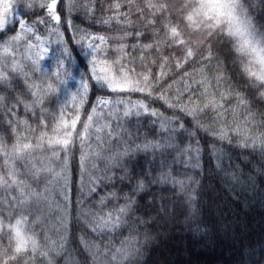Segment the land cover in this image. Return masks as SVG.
<instances>
[{
	"label": "snow or ice",
	"instance_id": "snow-or-ice-1",
	"mask_svg": "<svg viewBox=\"0 0 264 264\" xmlns=\"http://www.w3.org/2000/svg\"><path fill=\"white\" fill-rule=\"evenodd\" d=\"M37 10L42 15H37ZM250 11L251 6L246 7L244 0H0V34L18 29L8 40L0 41V84H11L17 76L23 75L32 97L30 103L24 104V109L31 114L32 119L38 121L33 127L27 120L11 118L15 114V108L23 103L19 97L15 98L16 104L7 109L10 117L8 127L14 142L9 146L6 138L0 136V188L8 194L3 201L7 206V217L0 211V264H36L43 258H47L48 264H53V254H58L64 247L66 236L60 235L58 241H52L44 235L41 240V234L34 230L35 224L29 225V218L33 212H40L43 216V210L50 206L49 190L52 184H59L64 180L66 186L68 152L77 139L81 148L79 164L82 182L86 177L89 195H95L106 187L116 189L117 184L120 185V189L107 193L99 201L101 208L113 200L118 206L107 213L89 210L80 214L86 217V227L101 236L125 227L131 229L132 224L138 222L143 223L138 217H134V213L138 210L136 194L142 192L147 185H171L177 198L185 193L191 178L187 181L178 179L173 174L174 166L181 162L188 164L189 161L182 160L185 155L190 160L195 154V159L199 161L204 151L201 147L193 148L192 145L180 149L174 143L175 137L187 131L186 124L189 122L195 129L189 133L190 139L203 131L214 141L233 146L235 140L237 143L234 147L250 149L254 153L258 150L264 156V113L260 114L262 119L257 122V113L252 110L254 103H264V25H258L249 14ZM97 12L102 14L99 19L96 17ZM74 13H83L85 18L106 26L109 30L115 25L120 34L98 35L86 29H76L82 34L75 43L80 46L87 65L91 66L90 75L87 79L81 75L77 91L72 95L75 118L70 121L65 118L69 113L64 111L66 105H63L59 118L52 126L53 134L49 135L48 117L52 112L50 107L44 105L58 93L61 85L68 83L69 78L74 79L70 65L79 58L74 59L73 52L69 51L63 33L60 32L65 14L69 17L66 21L68 27H76L71 19ZM33 16L36 18L32 19ZM40 26L47 29L49 37H57L55 41H50L59 49V55L52 57L56 65L52 72L41 69V61L49 58L50 48L46 44V38L39 33ZM197 34L201 39L193 41L191 37ZM146 36H151V41L142 43ZM220 36L233 43L230 51L239 54L241 59L246 57L248 60L241 69L242 75L247 77L246 92L236 91L232 86L224 88L228 77L219 71V65L218 75L211 77L207 74L206 70L215 58L210 41ZM128 40H135L137 43H126ZM22 42H26L23 51L20 48ZM113 43L116 47H112ZM37 48L33 54V49ZM165 50L181 55L161 56ZM137 51L140 53V66L146 68V72L136 73L134 67H128L129 64H135L136 57L133 54ZM205 51L206 55L203 54ZM113 52L122 55L109 62L107 57ZM152 52L159 56V60L155 57L148 60V54ZM18 53L20 59H17ZM89 56L90 60L87 59ZM157 63L161 70L153 74L152 67ZM99 64H104L105 67L98 73ZM189 65H192L191 71H184ZM29 67L36 76L37 83H28L32 79L26 71ZM166 68L168 71H165ZM173 70L183 72V91H178L177 97L170 99L169 90L172 86L169 85L168 89L154 95L155 87L164 82ZM197 76L200 79H196ZM89 81H92L91 85ZM90 87L109 90L118 95L143 93L152 100L162 101L169 110H175L181 115L166 117L159 110L150 109L144 100L113 101L97 97L86 120H82L80 112L88 102ZM184 96H188V102L182 105ZM5 99L6 97L0 96V100ZM233 100L236 104L228 107ZM113 104L124 106L122 116L118 108L113 110ZM105 108L108 109L106 118L109 122L102 127H95L93 133L98 109ZM209 111L212 113V123L204 125L201 116ZM142 114L157 117L160 127L155 129L157 121H153L155 137L150 140L145 133L143 142L136 143L139 133L128 131L123 123L133 115L139 117ZM185 117L188 119L185 120ZM112 119L120 121V132L112 129ZM78 123L82 124V131L77 129ZM21 127L32 135H24ZM40 129L45 131L36 136L35 133ZM105 129L108 130V145L107 148H101L104 142L101 133ZM93 135L99 150L93 149L90 142ZM196 144L199 145V141ZM207 151L218 161L216 167L222 168L223 150H217L215 144H212L207 147ZM47 152L51 154L43 155ZM140 154L152 157L148 161L151 167L147 171L141 167L137 173L134 162ZM93 161L102 162L104 167L100 168ZM193 167L200 165L197 163ZM109 172L113 174L109 175ZM117 172L120 175L117 176ZM231 178L240 182V177L235 173ZM42 182L43 188L40 187ZM124 187L129 192L121 196L119 191ZM163 199L165 197H161ZM120 200L124 203L119 204ZM194 202L195 196L188 195L185 206ZM25 211H28V215L24 214ZM192 211L194 213V209ZM130 219L132 224L129 223ZM40 222L38 218L36 223ZM61 226V231H65L67 226L63 224V219ZM5 239L7 244L3 245ZM133 241L134 237H126L120 241L119 247L109 241L101 252L100 245L88 243L82 238V243L92 258L106 260L108 264H140L142 251Z\"/></svg>",
	"mask_w": 264,
	"mask_h": 264
},
{
	"label": "trees",
	"instance_id": "trees-1",
	"mask_svg": "<svg viewBox=\"0 0 264 264\" xmlns=\"http://www.w3.org/2000/svg\"><path fill=\"white\" fill-rule=\"evenodd\" d=\"M67 2V0H65ZM111 2V0H108ZM245 6H251L250 15L255 18L258 25H264V3L261 0H244ZM37 15H42L39 10ZM101 13L97 12L96 17L99 19ZM33 16L32 19H35ZM69 19L65 14L64 22H62L60 32L63 33V39L69 51L73 52L76 65L84 75L85 78L90 75V65L81 55L80 46L75 43L80 39L81 32L76 29H86L93 34H104L116 36L120 33L113 25L109 30L106 26H101L98 23L84 17L83 13L72 15V23L75 28H69L66 21ZM18 29L0 34V41L8 40L11 35L15 34ZM46 28L40 26L39 31L44 32ZM188 37H186L187 39ZM152 39L151 36H146L142 43H148ZM193 41L201 39L197 34L191 37ZM126 43H137L135 40H128ZM212 44V52L214 59L210 62L207 68V74L215 77L222 71L228 80L223 87L232 86L236 91L246 92L248 88L247 77L242 75L241 69L248 63L247 58L241 59L239 54L230 51L233 48V43L227 42L223 36L219 38L214 37ZM112 47H116L113 43ZM23 51V47H20ZM131 51V50H129ZM203 54H207L205 51ZM121 53L113 52L107 57L110 62L115 60ZM136 57L135 64H129L128 67H134L136 73L146 72V68L140 66V53L137 51L133 54ZM161 56H179L180 53L165 50L160 54ZM159 60V56L155 52L148 54V60L153 58ZM17 59L20 55L17 54ZM127 62V61H125ZM10 64V61H9ZM105 67L104 64H99L97 71ZM192 65H189L184 71H191ZM160 65L157 63L152 67L153 74L160 71ZM26 71L32 76L28 83H37L36 76L32 74L31 68ZM165 71H168L166 68ZM183 72L173 70L165 81L159 86L155 87L154 95L160 94L164 89L169 90L170 99L177 97L178 91L182 92L184 82H182ZM196 79H200L199 76ZM47 80H45V84ZM90 85L92 81H89ZM213 83L215 81L213 80ZM191 95V93H189ZM0 96L6 97L5 100H0V136L6 138L9 146L14 142V137L11 136V129L8 127L9 115L7 109L16 104V99L19 97L23 103L15 108V114L11 118L13 120L24 121L35 127L37 120L31 118V114L26 112L24 104L30 103L32 97L29 94L28 88L24 81L23 75L17 76L11 84H0ZM106 96L115 101L119 99H131L133 101L144 100L150 109L159 110L166 117H173L174 115H181L175 110H169L166 105L160 100H152L143 93H134L130 96L128 94L118 95L111 93L109 90H100L97 87H90L87 97V103L81 109L80 115L82 120H86L87 115L91 112L92 105L96 102L97 97ZM65 97H67L65 99ZM188 96H184L181 104H187ZM195 103V98L194 101ZM236 101L229 103L228 107H233ZM66 105L64 111L69 113L65 116L69 121L75 118V109L72 106V98L68 97L64 92L63 86H60L58 93L52 97L45 107H50L52 114L48 117L49 128L47 132L52 135V126L55 125L56 119L59 118L60 109ZM192 105H188L191 107ZM113 110L119 109V114L122 116L124 106H111ZM252 110L257 113L256 119L259 122L264 113V103L256 102L252 105ZM97 114L98 119L93 126V133L95 127H102L109 121L106 118L108 109L100 110ZM212 113L209 111L206 115L201 116V122L204 125L212 123ZM187 120L188 118H184ZM153 121H157L155 129H159L160 122L157 117L142 114L137 117L135 115L127 118L123 123V127L132 133H139V138L136 143H141L144 140V134H148V139L155 137ZM231 122V116H229ZM112 129L120 132V121L116 119L111 120ZM179 127V125H175ZM187 131L180 136L174 138V143L180 149L187 148L192 145L193 148L199 146L204 151L199 161L195 159V154L189 160V156L182 157L183 161H189L188 164L178 163L174 166L173 174L178 179L188 180L191 178L189 186L185 193H182L177 198V193L172 190L171 185H147L142 192L136 194V201L138 210L134 213V217H138L143 223L132 224L131 219L129 223L132 224L131 229L125 227L122 230L117 229L113 233L101 236L98 233L91 232L85 225L86 217L80 215L82 212L87 213L89 210L95 213L101 211L107 213L114 206H118L115 200L108 202L106 206L101 208L99 204L100 198L109 192L117 191V188L111 187L103 188L95 195H89L87 185V178L82 182L81 169L79 164V156L81 154L80 142L75 140L70 146L68 152V168H67V184L61 180L59 184H52L49 190L50 206L44 209V214L41 216L40 212H33L29 218V225L35 224L34 230L40 233L41 240L44 235H47L50 240L58 241L59 236H66L67 240L62 250L58 254H53V264H108L106 260H94L90 252L85 249L82 243L84 241L92 244L100 245V251L104 250V245L109 241L116 247L120 246V241L126 237H134L133 243L141 249L142 255L139 257L140 264H264V156H261L257 150L255 153L252 150H244L234 145L237 141H233V146H229L226 142L214 141L210 135H206L203 131L198 132L193 139L189 138V133L194 132L193 124L191 122L186 124ZM77 129L82 131V124L78 123ZM40 129L35 133L40 135ZM107 129L101 133L104 136V142L101 148H107L108 136ZM260 131V129H257ZM21 132L24 135L30 136L32 133L24 131L21 127ZM115 137L113 136V139ZM199 141V145L196 144ZM27 142V141H24ZM93 149L97 148L95 135L92 136L91 141ZM215 144L217 150H223V164L222 168L216 167L217 160L208 151L209 145ZM50 152L43 153V155H50ZM176 155V153H173ZM152 157L150 155L140 154L134 162L136 172L141 170V167L147 171L151 165L148 163ZM100 168L104 164L99 161ZM171 163V157H169ZM199 163L200 167H193ZM2 167V162H0ZM57 171H60L57 168ZM158 172V167H157ZM235 173L240 177V182L234 181L231 176ZM109 175L113 173L109 172ZM116 175H120L119 172ZM135 175V174H134ZM34 186V185H33ZM41 188L44 187L42 182ZM129 192L127 187L119 191V195ZM8 194L3 188H0V211L4 212L7 217L6 204L3 203ZM188 195L195 196V202L189 206H185V201ZM161 197L165 199L161 200ZM124 201L120 200L119 204ZM163 206V207H162ZM194 209V213L192 211ZM28 215V211H25ZM40 219V223L36 221ZM61 219L65 224L66 230L61 231ZM90 219V217H88ZM7 223V219L5 220ZM147 237V239H146ZM7 244V240L3 241V245ZM36 264H48L47 258L38 260Z\"/></svg>",
	"mask_w": 264,
	"mask_h": 264
},
{
	"label": "rangeland",
	"instance_id": "rangeland-1",
	"mask_svg": "<svg viewBox=\"0 0 264 264\" xmlns=\"http://www.w3.org/2000/svg\"><path fill=\"white\" fill-rule=\"evenodd\" d=\"M39 33L46 38V44L47 46L50 48V51H49V58L44 60V61H41V69L46 71V72H52V71H55L56 69V65H55V60L52 59V57L54 55H59V49L57 47V45L55 43H50V41H55L57 39L56 36H48V31L47 29L44 30V32H40ZM33 39V43L36 44L37 42L35 41L34 38ZM20 47H23V49L26 47V42H22ZM37 49H33V54L35 53V51H37ZM19 54V53H18ZM74 57V56H73ZM88 60L91 59V56H89L87 58ZM70 69L73 73V78H69L68 79V83L66 85H61L63 86V89H64V92L66 93V95L70 98H72V95L73 93H75L77 91V88H78V85H79V80H80V77H81V72L80 70L78 69L76 63H73L70 65ZM101 97H105V98H108L106 96H101ZM101 111L100 109H98V113L97 114H100Z\"/></svg>",
	"mask_w": 264,
	"mask_h": 264
}]
</instances>
